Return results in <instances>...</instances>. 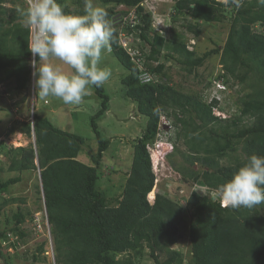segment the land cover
Returning <instances> with one entry per match:
<instances>
[{
    "label": "trees",
    "instance_id": "obj_1",
    "mask_svg": "<svg viewBox=\"0 0 264 264\" xmlns=\"http://www.w3.org/2000/svg\"><path fill=\"white\" fill-rule=\"evenodd\" d=\"M97 1L103 6H113L105 9L113 28L110 52L126 69L127 74L121 79L125 95L136 104L137 112L146 119V123L142 136L133 147L131 167L122 195L114 205H109L96 190L101 175L98 167L108 147V141L101 138L96 123L108 110L109 97L103 86L92 87L100 100L99 110L89 118L98 142L97 151L91 157L92 165L77 159L85 145L84 137L58 129L45 117L36 114L33 115L35 150L32 142L26 147L10 149L13 156L8 163L10 171L36 169L37 157L54 263L132 264L130 260L119 262L117 256L146 247L155 264H184L181 254L169 250V247L178 239L175 220L186 211L189 216L191 264H264V205L253 209H232L222 207L220 199L212 200L208 196L211 191L217 192L219 186L228 181L252 154L264 156V29L263 33L252 29L256 23L264 26V4L260 0H240L237 6L236 0H226L225 5L233 10L226 41L220 50L214 49L198 57L183 43L166 40L160 34L148 38L150 17L144 8V0ZM59 2L67 12L80 14L72 12L63 0ZM76 4L85 7V0H76ZM119 5L128 13L115 12L114 6ZM223 6L216 0H178L173 8L174 13H184L191 20L210 23L224 21ZM129 8L135 9L132 22ZM117 13L125 15L114 24L112 18ZM131 28L148 45L149 53L142 52L146 60L158 63L155 67L146 64L147 70L155 76L154 80L141 82L142 73L119 45V34L130 33ZM185 28L195 36L200 34L192 23H187ZM29 41L30 31L18 16L13 15L10 20L0 16V84L14 80L17 90L26 88L31 79ZM163 50L187 73L202 65L209 55L219 54L222 75L212 81L213 87L218 82L226 86L227 78L224 76L227 75L239 82H244L251 75L257 91L247 94L241 101V115L253 119L252 124L238 129L236 125L242 118L214 115V109H219L221 101L206 97L210 87L199 96L175 90L163 71V63H159ZM35 60L38 61L39 57ZM242 69L245 71L240 73ZM162 116L169 120L172 132L168 137L170 146L173 148L183 138L187 150L194 157L189 161L188 173L179 171L187 179L184 181L190 188V194L177 202L157 184L154 187L148 148L157 140ZM20 130L31 138V123H21ZM240 142L243 143V158L236 159L231 165H220L215 155ZM195 163H199L201 169L194 170ZM189 179L200 182L202 187H196L195 182H189ZM19 181V176L7 179L0 184V191ZM153 191L150 202L147 196H151ZM1 209L0 205V213ZM12 220V226L11 219L6 220V227H9L0 230V239L6 238L9 232L21 239L25 236L18 226L24 222L23 214H14ZM162 253H166V258L160 262ZM0 257H4L1 249Z\"/></svg>",
    "mask_w": 264,
    "mask_h": 264
},
{
    "label": "rangeland",
    "instance_id": "obj_2",
    "mask_svg": "<svg viewBox=\"0 0 264 264\" xmlns=\"http://www.w3.org/2000/svg\"><path fill=\"white\" fill-rule=\"evenodd\" d=\"M176 1L178 0H144V8L150 17V26L147 32L148 38L152 39L154 34H160L166 40L183 43L187 50L198 57L214 49L220 50L226 41L233 11L231 7L225 5L226 0H216L224 4L221 8V13L225 16L224 21L210 23L191 20L184 13H174L173 7ZM63 3L72 12L84 13V5L76 4V0H63ZM93 3L104 9L112 6H103L97 0H93ZM27 6L28 0H3L0 3V12L1 10L4 12L0 16L5 20H10L11 16L16 15L23 23V12L27 9ZM118 10L127 13L124 9L118 8ZM114 11H117V6H114ZM117 14V16L115 15L112 18L114 24L119 21V17L125 15ZM130 21L132 22L131 19ZM126 22H129V20ZM187 23L194 24L200 30V34L195 36L192 32L187 31L185 28ZM263 27V25L256 23L252 26V29L254 32L263 33ZM120 29L122 31V28ZM131 29L132 32L130 33L123 32L126 37L124 38L121 35V40L127 42L137 52L144 53L145 51L149 53L146 42L139 35L134 34L135 30L133 28ZM219 58V54L209 55L202 65L193 69L192 73H187L183 66L171 58L165 50L161 52L159 63H163V71L168 78L169 84L175 90L199 96L210 87V94H216L221 101L218 105L219 109L215 111L216 115H221L224 118L230 117V119L242 118L236 125L238 129L250 126L253 119L241 115V101L247 94L257 91V88L253 86L252 76L249 75L244 82H239L227 75L224 76V79L227 78L225 90L221 91L213 87L212 81L219 74L222 75ZM50 62L62 67L66 72L71 71L55 58ZM148 62L152 67L158 64L154 61ZM29 65L31 66V60H29ZM99 66L108 69L111 75L109 80L103 85L104 91L109 97L108 110L105 112L106 114L96 120L101 138L108 141V147L103 152L98 167L101 175L97 182L96 190L100 196L105 198L109 205H114L116 200L122 195L131 167L133 147L143 134L146 119L138 114L136 104L126 97L125 88L121 84V79L127 74L126 69L111 54L110 50L103 53ZM244 71L242 69L240 73ZM35 80L36 77L34 76L33 85L30 79L23 90L16 89L14 80L0 84V143H2V147H0V184L9 178L20 177L19 182L9 185L4 191H0V205L2 207L0 230L5 229L6 220L8 219H11L10 226H12L14 224L12 216L21 212L24 216V222L18 226L25 234L21 239L9 232L6 238L0 239V249L4 255L3 258L0 257V264H55L50 225L47 222L46 212L42 203L38 170L36 168L18 172L8 169V163L13 157L10 149L26 147L32 142V139L28 138L20 130L21 123H31L32 113L41 116L44 115L42 113L49 114L53 108L54 110L63 109L58 115L61 119L56 124L68 129L70 133L73 132L85 138L84 148L77 159L92 165L91 157L95 155L98 148V142L89 124L90 115L93 116L100 108V100L95 95L93 88L82 99L84 107L78 106V110L73 109V113L69 114L71 111L68 110L69 108L67 109L59 98L39 97ZM206 97L209 98L207 95ZM44 101H47L46 104L43 103ZM94 102L99 104L96 108L97 111L96 109L93 110L95 108ZM32 105L34 107L33 112ZM61 105L63 106L59 107ZM87 113H90V115H87ZM213 126L215 127V125ZM208 127H212V125ZM230 129L232 130L234 127H230ZM167 133L169 137L172 132L168 130ZM242 144L241 142L233 144L218 156L215 155L218 163L226 166L234 164L236 159L243 158ZM171 148V146L165 145L161 151L156 152L158 163L161 164H159L156 171H153L155 177L154 187L157 184L156 186L177 202L181 198H187L190 194V188L188 189L184 181L187 179L179 171L184 170L188 173L189 161H193L194 157L187 150L183 138ZM152 169L154 170V167ZM193 169H201L199 163H195ZM190 181L195 182L193 179H189ZM195 185L196 187H202L200 182H195ZM152 196H154V192L147 197L150 199ZM208 196L212 200L219 199L216 191L209 192ZM175 224L178 228V239L176 243L169 247V250L181 254L182 261L191 264L188 213L186 211L183 212L182 216L175 220ZM39 248H42V250L39 251ZM117 258L120 260L119 262L130 260L132 264H155L146 247H142L137 252L118 255ZM165 258L166 253L159 255L160 262L164 261ZM185 262L184 264H186Z\"/></svg>",
    "mask_w": 264,
    "mask_h": 264
},
{
    "label": "clouds",
    "instance_id": "obj_3",
    "mask_svg": "<svg viewBox=\"0 0 264 264\" xmlns=\"http://www.w3.org/2000/svg\"><path fill=\"white\" fill-rule=\"evenodd\" d=\"M236 3L239 6L240 0ZM260 3L264 4V0ZM120 7L122 5L117 6V10ZM134 10L129 8V14ZM107 15L106 10L94 5L93 0H85L83 14L67 12L59 0H28L23 24L31 33L29 50L33 57H39L38 63L35 59L32 61L39 97H56L65 105H79L92 87H101L109 80L110 71L99 66L103 53L110 50L113 38ZM53 58L71 71L66 72L51 63ZM219 83L214 87L225 90L218 87ZM209 91L206 92L209 98L218 99ZM167 120L162 116L159 125ZM151 147L154 150V145ZM217 196L222 207L232 209L264 205V156L252 154L228 181L219 186Z\"/></svg>",
    "mask_w": 264,
    "mask_h": 264
},
{
    "label": "built area",
    "instance_id": "obj_4",
    "mask_svg": "<svg viewBox=\"0 0 264 264\" xmlns=\"http://www.w3.org/2000/svg\"><path fill=\"white\" fill-rule=\"evenodd\" d=\"M130 19L133 20V14H129ZM121 35L125 38L126 35L124 33L120 34V45L125 49L126 53L131 57L132 61L137 65L138 71L142 74L140 75L141 82H147L149 80H154L155 76H153L148 70L146 64L149 63L142 52H137L135 48L130 47V45L121 40ZM218 87L221 89H225L224 84L219 83ZM168 128H169V120L164 121V124L159 125L158 133H157V140L154 143V150L161 151L164 146L170 147V143L168 141Z\"/></svg>",
    "mask_w": 264,
    "mask_h": 264
},
{
    "label": "crops",
    "instance_id": "obj_5",
    "mask_svg": "<svg viewBox=\"0 0 264 264\" xmlns=\"http://www.w3.org/2000/svg\"><path fill=\"white\" fill-rule=\"evenodd\" d=\"M46 102L47 101H44L43 103L44 104H46ZM94 104H95V108H93V110H95L96 108H97V106H99V104L97 103V102H94ZM63 105H61V106H59V107H62ZM80 107V106H82V107H84V102L83 101H81V103L79 104V105H66V107H67V109L68 110H70L71 112H69V114H72L73 112L72 111H74L73 109H75V110H78L77 109V107ZM50 107H52L51 105H50ZM58 108V107H57ZM99 108V107H98ZM56 109V108H55ZM63 109H56V110H54V108H53V110H51V112L49 113V114H45V113H42V114H44V115H41V117H45L54 127H56V128H58V129H61V130H67L68 132H70L68 129H65V128H63L62 126H59L58 124H56L57 123V121L58 120H60L61 119V117H59L58 115H59V112L60 111H62ZM96 111H97V109H96ZM106 114V113H105ZM87 115H90V113H87ZM90 117H91V115H90ZM73 133V132H72Z\"/></svg>",
    "mask_w": 264,
    "mask_h": 264
},
{
    "label": "water",
    "instance_id": "obj_6",
    "mask_svg": "<svg viewBox=\"0 0 264 264\" xmlns=\"http://www.w3.org/2000/svg\"><path fill=\"white\" fill-rule=\"evenodd\" d=\"M35 59V57H33V55L31 56V83L33 85V80H34V75H33V72H34V68H33V65H32V61ZM34 110V107L32 105V112ZM33 113L31 115V139H32V144H33V147H34V150H35V136H34V132H33ZM35 164L37 166V170H38V177H39V182H40V187H42V184H41V178H40V174H39V168H38V161H37V157L35 159ZM41 193H42V188H41Z\"/></svg>",
    "mask_w": 264,
    "mask_h": 264
},
{
    "label": "bare ground",
    "instance_id": "obj_7",
    "mask_svg": "<svg viewBox=\"0 0 264 264\" xmlns=\"http://www.w3.org/2000/svg\"><path fill=\"white\" fill-rule=\"evenodd\" d=\"M219 116H221V115H219ZM148 150L150 151L149 153H150V156H151L152 166L154 167L153 171H156L158 169V167H159V164H161V163H158L159 160H158V158L156 156L157 153H156L155 150H153V148L151 146L148 148Z\"/></svg>",
    "mask_w": 264,
    "mask_h": 264
}]
</instances>
